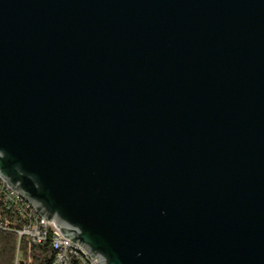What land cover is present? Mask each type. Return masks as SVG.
Segmentation results:
<instances>
[{
	"label": "water",
	"instance_id": "95a60500",
	"mask_svg": "<svg viewBox=\"0 0 264 264\" xmlns=\"http://www.w3.org/2000/svg\"><path fill=\"white\" fill-rule=\"evenodd\" d=\"M0 177L97 264H264V0H0Z\"/></svg>",
	"mask_w": 264,
	"mask_h": 264
},
{
	"label": "built area",
	"instance_id": "2783aa9c",
	"mask_svg": "<svg viewBox=\"0 0 264 264\" xmlns=\"http://www.w3.org/2000/svg\"><path fill=\"white\" fill-rule=\"evenodd\" d=\"M54 224L55 220L45 221L0 177V230L17 236L14 264H35V247L50 250L49 264H97L80 246L65 239Z\"/></svg>",
	"mask_w": 264,
	"mask_h": 264
},
{
	"label": "trees",
	"instance_id": "16d2710c",
	"mask_svg": "<svg viewBox=\"0 0 264 264\" xmlns=\"http://www.w3.org/2000/svg\"><path fill=\"white\" fill-rule=\"evenodd\" d=\"M22 245V244H21ZM23 243V247H24ZM17 236L11 231L0 230V264H14ZM35 264H49L51 252L45 247L33 248Z\"/></svg>",
	"mask_w": 264,
	"mask_h": 264
}]
</instances>
